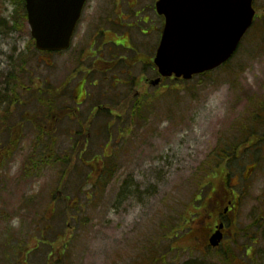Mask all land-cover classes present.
Segmentation results:
<instances>
[{
	"label": "rangeland",
	"instance_id": "374dc122",
	"mask_svg": "<svg viewBox=\"0 0 264 264\" xmlns=\"http://www.w3.org/2000/svg\"><path fill=\"white\" fill-rule=\"evenodd\" d=\"M253 6L258 15L224 65L189 81L165 80L145 89L129 108H113L88 124L96 105L131 95L121 84L113 87L127 78L120 67L96 71L92 66L94 0H87L71 47L62 53L36 50L20 6L0 0V97L16 100L0 98V144L20 125L12 151L0 149V264H48L46 254L53 248L41 242L40 233L48 224L64 231L61 241H69L58 264H264V144L249 151L239 145L228 164L237 204L220 250L204 249L187 234L190 217L197 216L217 177L203 178L207 162L217 163L213 155L224 144L233 147L243 125L264 137V128L253 120V109L264 104V12L258 11L264 0H253ZM153 18L150 13L145 26ZM134 31L131 27L133 36ZM132 43L135 50L115 55L127 54V62L117 65H133L136 75L140 65L147 70L151 65L156 34L149 31ZM137 53L144 58L140 63L133 61ZM146 75L151 77L150 69ZM83 78L86 95L80 100L73 89ZM74 107L80 121L62 117ZM28 115L53 123L48 131L53 159L40 156L34 125L23 120ZM102 162L111 176L91 186ZM58 191L79 200L72 229L63 204L48 201ZM117 198L128 201L115 215L109 208ZM53 204L60 213L51 212Z\"/></svg>",
	"mask_w": 264,
	"mask_h": 264
},
{
	"label": "water",
	"instance_id": "95a60500",
	"mask_svg": "<svg viewBox=\"0 0 264 264\" xmlns=\"http://www.w3.org/2000/svg\"><path fill=\"white\" fill-rule=\"evenodd\" d=\"M84 0H25L27 24L39 50L60 51L70 44ZM164 25L153 58L159 76L190 79L225 62L254 16L252 0H158ZM220 223L210 236L216 246Z\"/></svg>",
	"mask_w": 264,
	"mask_h": 264
},
{
	"label": "flooded vegetation",
	"instance_id": "af4514ba",
	"mask_svg": "<svg viewBox=\"0 0 264 264\" xmlns=\"http://www.w3.org/2000/svg\"><path fill=\"white\" fill-rule=\"evenodd\" d=\"M87 2V0H86ZM85 2V5H86ZM156 2L157 0H151L148 4H144V0H94V16L92 17L95 22L93 23L92 33H91V41L89 46L93 48V52L90 57L92 59L93 68L96 71L98 69H102L103 71L114 70L116 67L121 68L122 73L127 74V78L117 79L116 82H113V87L119 86L121 84L124 87L125 91L130 92V96L126 100L132 101L134 98L139 97L142 93H145V89H150L152 86L151 79L156 77L155 67L150 65L148 68L150 69L151 77L147 76L148 70L145 65H140L139 72L136 75H133L130 69L132 66L126 64L117 65L119 62H127V54L123 55H115L118 51H123L125 53L128 52L127 49L135 50V46L132 43L136 38L139 39L141 36L146 35L149 31H153L156 34V44L159 41L161 36V31L163 27V16L157 14L156 11ZM84 5V8H85ZM149 7V10L145 8ZM256 9V8H255ZM84 10V9H83ZM154 15L152 20V25L150 22L147 26H145L148 21V17ZM130 15L133 17L132 22H129ZM133 28V31L136 35H132L130 33V28ZM111 51V54H107V51ZM144 59L139 53H137L133 59L137 63H140ZM129 63V62H128ZM129 76V77H128ZM85 79L83 78L79 82L76 83L74 87V95L83 100L85 98ZM94 84V83H93ZM76 104H81V101H76ZM102 106V105H97ZM103 107V106H102ZM100 186V183H93L91 186ZM109 185V184H108ZM58 192L57 198H50L48 201L52 202H61L63 204V212L68 215V220L74 218L75 214L78 213L79 209V200L76 198L62 197L63 195H59ZM85 200V199H84ZM90 200V199H87ZM114 200V198H111ZM128 199L117 198L114 201V204L110 206V211L118 215L122 210V206H124L125 202ZM51 206V205H49ZM51 207V212H61L59 208L53 204ZM72 211V213H69ZM197 216H191L189 225V240H200L198 244H201L204 249H217L220 250L221 243L217 247L211 248L209 246V236L216 229L217 224L224 220L220 219L219 216H215L214 214L204 213L202 208L197 213ZM75 219V218H74ZM67 227L71 228L73 226L70 223H67ZM225 228V226H224ZM223 228V232H224ZM43 235L42 243L44 245H50V248H53L50 251H47L46 259L48 264H58L59 261L62 260L64 256V249L67 248V240L61 241V236H63L64 231H56L51 227L50 224L46 226L45 229H42L40 232ZM54 236L53 241L50 240V237ZM71 237V233L69 238ZM56 242V245L52 247L53 243ZM63 246L61 251H57V248ZM173 247V246H171ZM197 247V246H196ZM241 264V263H237Z\"/></svg>",
	"mask_w": 264,
	"mask_h": 264
},
{
	"label": "trees",
	"instance_id": "16d2710c",
	"mask_svg": "<svg viewBox=\"0 0 264 264\" xmlns=\"http://www.w3.org/2000/svg\"><path fill=\"white\" fill-rule=\"evenodd\" d=\"M14 1L16 2V4L20 6L21 10L23 11L24 14L22 17L25 21L26 14H25L24 6H23L24 0H14ZM206 73L201 74V76H203ZM181 82H184V81H181ZM49 96L51 95L49 94ZM0 98H2L4 102L8 101L9 103H14L16 101L15 99L7 100L4 96ZM122 100L123 101L120 103L116 102V103L110 104V105H113V108H115L114 109L115 111H118V110L122 111L125 108H127L129 104V100H126V101L125 99H122ZM48 101H49V107H54V97L53 96L50 97ZM131 109L136 110L135 106L134 107L132 106ZM253 111H252L253 120L258 121L259 124L257 125L259 128H262V127L264 128V104H260L259 107H256L255 110L253 109ZM23 120L30 121L34 125L33 128L36 132L35 143L39 145L40 156L42 158L46 157L48 159H53L54 155L52 153L54 149L53 148L54 140L52 139V135L48 133V131L52 130L53 123L44 124L43 122L31 121L29 115L25 117ZM19 126L20 125L18 124L17 128L11 131L10 133L11 140H8L7 144L6 143L0 144V149L5 150L8 153L12 151V148H13L12 142L19 139L18 138L19 132H20ZM241 129L242 130L234 138L236 142H233V147H231L229 144L226 143L219 149L217 154L213 155L215 158L218 159V160L216 159L217 163L215 165L210 160L207 162L209 163L210 168H207V170L203 172V178L204 176H209V177L215 176V174H217V177L215 181H211L212 184L213 182L214 184L209 188L210 192H208L206 198L203 200V202H201L202 204L200 205V207H202V211H204V213L214 214L215 216L221 217V216H224L223 209L229 202L230 204L233 205L232 206L233 209L236 207V204H237L236 194L232 190V188H230L229 182H228V179H229V165L228 164L231 162L232 158H235L234 153L236 151V147H238L239 145H244V146L247 145L244 148V150L249 151L253 147H256V146L260 147L261 144H264V137L262 138V137L255 136L256 131L251 126L243 125ZM44 136L48 137L47 141H43ZM57 160L58 158H55L53 161L57 162ZM92 169L96 170V167L93 166ZM107 170H109V168H107L105 163L102 162L101 165L98 166L97 172H98L99 178L97 179V181L106 182V180L111 176V173H109V171ZM194 198L195 199L198 198V195H195ZM227 214H228L227 216L228 221H230V219L233 216V211L228 210ZM226 231H229V229H226L225 233Z\"/></svg>",
	"mask_w": 264,
	"mask_h": 264
}]
</instances>
